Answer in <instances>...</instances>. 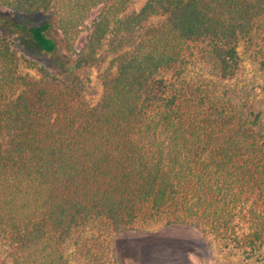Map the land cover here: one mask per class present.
<instances>
[{
    "label": "trees",
    "instance_id": "1",
    "mask_svg": "<svg viewBox=\"0 0 264 264\" xmlns=\"http://www.w3.org/2000/svg\"><path fill=\"white\" fill-rule=\"evenodd\" d=\"M132 4L0 0L11 13L0 23V264H106L105 240L82 234L99 220L115 234L148 219L190 226L246 258L264 249V121L237 95L186 80L191 66L239 78L242 41L261 46L264 70V0ZM95 13L59 75L11 37L52 54L53 33L72 52ZM110 56L116 75L94 102L93 70Z\"/></svg>",
    "mask_w": 264,
    "mask_h": 264
},
{
    "label": "rangeland",
    "instance_id": "2",
    "mask_svg": "<svg viewBox=\"0 0 264 264\" xmlns=\"http://www.w3.org/2000/svg\"><path fill=\"white\" fill-rule=\"evenodd\" d=\"M147 0H133L132 12H138ZM97 13V12H96ZM86 22L80 33V38L74 50L68 52L56 34H49L58 45L52 54L40 51L30 39L23 35L11 33L15 39L19 54L24 55L49 69L52 74H61L66 66L75 58V53L85 42L91 19ZM11 13L0 8V23L9 19ZM47 19L46 15L16 14L14 22L25 24H40ZM1 26V24H0ZM2 29V26L0 27ZM240 62L244 69L243 75L233 80H219L204 75L199 67L191 66L186 74L187 82H198L211 93L213 97L223 92L235 94L256 113H260L264 121V70L261 69L262 48L257 42L252 44L241 42L238 45ZM117 63L110 56L91 76L94 102L100 98L102 79L104 76L116 75ZM21 73L33 72L21 69ZM66 78V77H65ZM146 229L142 232H126L115 234L104 220L89 224L83 231L84 235H96L104 239L107 246L106 264H264V249L252 258L221 246L220 243H208L196 229L186 225L163 227L155 219H148ZM72 249L70 247L69 253ZM69 264H76L70 259Z\"/></svg>",
    "mask_w": 264,
    "mask_h": 264
}]
</instances>
